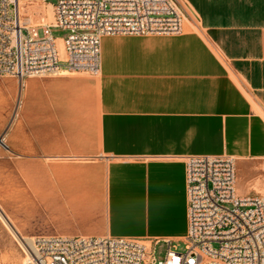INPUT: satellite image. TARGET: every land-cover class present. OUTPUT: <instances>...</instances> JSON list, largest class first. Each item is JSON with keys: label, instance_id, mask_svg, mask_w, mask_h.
<instances>
[{"label": "crops", "instance_id": "0c3cea01", "mask_svg": "<svg viewBox=\"0 0 264 264\" xmlns=\"http://www.w3.org/2000/svg\"><path fill=\"white\" fill-rule=\"evenodd\" d=\"M187 2L181 35L103 38L96 76L0 80V207L21 237L178 246L187 158L264 162V0ZM30 4L25 23L53 22Z\"/></svg>", "mask_w": 264, "mask_h": 264}, {"label": "built area", "instance_id": "2783aa9c", "mask_svg": "<svg viewBox=\"0 0 264 264\" xmlns=\"http://www.w3.org/2000/svg\"><path fill=\"white\" fill-rule=\"evenodd\" d=\"M17 1L0 0V78L19 81L63 71L96 76L103 38L177 36L185 21L198 22L187 0H55L53 22L30 26L22 23ZM52 27L68 33L63 53ZM185 165L183 251L168 242L157 261L156 246L135 239L37 236L20 244L25 264H264V195L238 192L232 157H189Z\"/></svg>", "mask_w": 264, "mask_h": 264}, {"label": "rangeland", "instance_id": "374dc122", "mask_svg": "<svg viewBox=\"0 0 264 264\" xmlns=\"http://www.w3.org/2000/svg\"><path fill=\"white\" fill-rule=\"evenodd\" d=\"M48 3L55 4V0H47ZM52 13V10H50ZM187 23V21H185ZM197 23V22H196ZM194 29V28H192ZM41 34V33H40ZM51 35L56 40L64 39L68 33L62 29L52 27ZM8 78H0V80ZM238 182L237 189L241 195H264V162H246L240 168L237 164ZM28 239V238H27ZM185 246L180 243L177 246L179 252ZM167 252V245L160 244L154 249V257L157 261L164 259ZM0 264H25L24 254L20 249V243L15 238L2 217L0 216Z\"/></svg>", "mask_w": 264, "mask_h": 264}, {"label": "bare ground", "instance_id": "6f19581e", "mask_svg": "<svg viewBox=\"0 0 264 264\" xmlns=\"http://www.w3.org/2000/svg\"><path fill=\"white\" fill-rule=\"evenodd\" d=\"M31 0H18L17 4H18V9H19V13H20V17H21V21L22 23H25L24 21V16L26 15L27 12V8L29 7ZM59 49L61 51V53H63V44L62 42H59ZM0 216L2 217L4 223L6 224V226L8 227V229L10 230V232L12 233V235L17 238L18 242L21 243H26L28 245L31 244L30 239L28 238H23L19 235V233L17 232V230L14 228V226L11 224L10 220L8 219V217L6 216V214L3 212V210L0 207ZM25 263V261H24Z\"/></svg>", "mask_w": 264, "mask_h": 264}]
</instances>
